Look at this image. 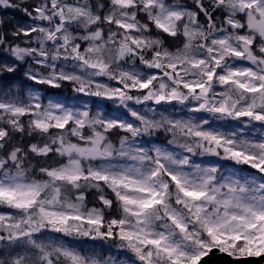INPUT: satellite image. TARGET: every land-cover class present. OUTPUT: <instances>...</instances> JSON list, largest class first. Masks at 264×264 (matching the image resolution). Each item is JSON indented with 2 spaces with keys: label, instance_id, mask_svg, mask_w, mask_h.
I'll return each instance as SVG.
<instances>
[{
  "label": "snow or ice",
  "instance_id": "1",
  "mask_svg": "<svg viewBox=\"0 0 264 264\" xmlns=\"http://www.w3.org/2000/svg\"><path fill=\"white\" fill-rule=\"evenodd\" d=\"M9 10L0 264L264 261V0Z\"/></svg>",
  "mask_w": 264,
  "mask_h": 264
},
{
  "label": "trees",
  "instance_id": "2",
  "mask_svg": "<svg viewBox=\"0 0 264 264\" xmlns=\"http://www.w3.org/2000/svg\"><path fill=\"white\" fill-rule=\"evenodd\" d=\"M0 20H3L5 22L3 25H0V30H2L3 28H9L10 30L11 26L16 25L17 23L25 24L30 22L28 20V17H26L22 12H17L12 10H9L8 12H0ZM0 59H3V55H0ZM25 67H27V65L22 66L20 71L16 74L17 78L15 80V84L17 87H19L21 83L24 82L22 73ZM26 83H31V82H26ZM39 88L42 90V94H43V90L45 89V86H39ZM71 95H73V93H71L70 90L64 91V96H71Z\"/></svg>",
  "mask_w": 264,
  "mask_h": 264
},
{
  "label": "water",
  "instance_id": "3",
  "mask_svg": "<svg viewBox=\"0 0 264 264\" xmlns=\"http://www.w3.org/2000/svg\"><path fill=\"white\" fill-rule=\"evenodd\" d=\"M202 264H233V261L226 255H220L217 252H213L209 258L202 262ZM241 264H264V261L251 259L242 261Z\"/></svg>",
  "mask_w": 264,
  "mask_h": 264
},
{
  "label": "rangeland",
  "instance_id": "4",
  "mask_svg": "<svg viewBox=\"0 0 264 264\" xmlns=\"http://www.w3.org/2000/svg\"><path fill=\"white\" fill-rule=\"evenodd\" d=\"M45 102H47V101H45Z\"/></svg>",
  "mask_w": 264,
  "mask_h": 264
}]
</instances>
